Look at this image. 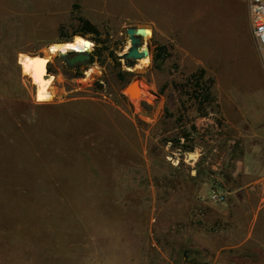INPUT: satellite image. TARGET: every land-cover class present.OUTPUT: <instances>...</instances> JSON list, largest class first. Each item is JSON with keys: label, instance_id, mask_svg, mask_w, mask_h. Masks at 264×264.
<instances>
[{"label": "rangeland", "instance_id": "1", "mask_svg": "<svg viewBox=\"0 0 264 264\" xmlns=\"http://www.w3.org/2000/svg\"><path fill=\"white\" fill-rule=\"evenodd\" d=\"M74 1L0 0V264H264V59L250 0H182L198 17L175 7L164 37ZM82 17L97 28L82 34L91 62L48 53L54 98L35 100L17 56L72 40ZM141 26L143 66L124 57L127 28ZM201 70L204 104L186 86ZM136 78L148 97L126 89Z\"/></svg>", "mask_w": 264, "mask_h": 264}, {"label": "crops", "instance_id": "2", "mask_svg": "<svg viewBox=\"0 0 264 264\" xmlns=\"http://www.w3.org/2000/svg\"><path fill=\"white\" fill-rule=\"evenodd\" d=\"M82 3L83 6L92 5L93 7L102 8L108 15L122 20L135 23L149 22L153 30L161 37L168 33L173 24L175 7L178 8L179 13L182 12V8H188L187 15L191 21H195L200 9L198 2H183L182 0H82ZM147 11L149 12L148 17H143V13ZM24 54L30 53H23L19 60L28 56ZM32 79L36 86V78L33 77ZM257 150H260L259 145H257L255 151Z\"/></svg>", "mask_w": 264, "mask_h": 264}, {"label": "bare ground", "instance_id": "3", "mask_svg": "<svg viewBox=\"0 0 264 264\" xmlns=\"http://www.w3.org/2000/svg\"><path fill=\"white\" fill-rule=\"evenodd\" d=\"M147 31L144 37H148L150 35L149 27L144 26ZM93 47V41L89 37L78 34L75 35L72 40L63 41V42H54L49 45L48 52L43 55V59H39V55H28L23 59V65L26 71V74L30 77L36 78V86H35V100L37 101H49L54 98V80L50 76H45V72H43L42 76L37 73L38 68L44 66L46 61L50 59V55L48 53H59V52H67V51H81V50H91ZM148 48L146 44H143V49ZM149 50V48H148ZM151 61V51L149 50L148 54L140 59V66L147 65ZM45 79V80H43ZM140 97H148V91L138 85ZM136 98V97H135ZM134 98V99H135ZM136 100V99H135ZM193 158L196 156L195 153H191Z\"/></svg>", "mask_w": 264, "mask_h": 264}, {"label": "water", "instance_id": "4", "mask_svg": "<svg viewBox=\"0 0 264 264\" xmlns=\"http://www.w3.org/2000/svg\"><path fill=\"white\" fill-rule=\"evenodd\" d=\"M146 31H147V29L144 26L127 28V33H128L129 38L131 40V47L128 50V52H126L125 58H130L135 63V61L140 60L141 58H143L144 56H146L148 54V52H149L148 48L143 49L144 35H145ZM61 42H63V41H61ZM30 54L31 55H39V59H43L44 61L46 60L45 58H43V55H44L43 53H30ZM59 54L65 60L68 61V59H69L68 62L70 65H73L75 62H82L83 64H88L91 62L90 50L59 52ZM19 56L20 55L17 56V61H19ZM49 61H50V59H48L46 61L44 66H42V67L40 66L38 68V70H37L38 74H40L42 76L43 72H45V76H47V75L54 76V75L50 74L48 71ZM18 64L20 65V68H21V64L19 62H18ZM25 75H27V74H25ZM43 80H45V79H43ZM138 83H139V80L136 78L127 86L126 89L131 90V94H137L139 92ZM132 89H134V90H132Z\"/></svg>", "mask_w": 264, "mask_h": 264}, {"label": "trees", "instance_id": "5", "mask_svg": "<svg viewBox=\"0 0 264 264\" xmlns=\"http://www.w3.org/2000/svg\"><path fill=\"white\" fill-rule=\"evenodd\" d=\"M73 9L75 11L80 10V0L74 1ZM80 21H82L85 26L82 27V29L77 31L76 33L87 34V33L97 32V28L89 20L82 17L80 18ZM69 38H66V39H69ZM159 55H161V53L158 54V56ZM186 86L187 87L189 86V90H188L189 97H191L198 103L204 104L207 102H211L212 92H211L210 80H208L205 77L204 71L201 70L197 73L191 74L189 78L187 79ZM182 136L186 140V143L183 144V147H185L186 150L192 151L193 150V145H192L193 138L191 137V132L187 130L183 132Z\"/></svg>", "mask_w": 264, "mask_h": 264}, {"label": "built area", "instance_id": "6", "mask_svg": "<svg viewBox=\"0 0 264 264\" xmlns=\"http://www.w3.org/2000/svg\"><path fill=\"white\" fill-rule=\"evenodd\" d=\"M250 18L260 55L264 59V0H250Z\"/></svg>", "mask_w": 264, "mask_h": 264}, {"label": "flooded vegetation", "instance_id": "7", "mask_svg": "<svg viewBox=\"0 0 264 264\" xmlns=\"http://www.w3.org/2000/svg\"><path fill=\"white\" fill-rule=\"evenodd\" d=\"M125 54L126 53H124V57H125ZM127 59H130V58H127ZM68 61H69V59H68ZM82 64H83L82 62H75L73 65H75L77 68H80Z\"/></svg>", "mask_w": 264, "mask_h": 264}]
</instances>
